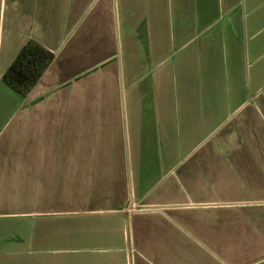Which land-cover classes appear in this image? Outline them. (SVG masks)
<instances>
[{"label": "crops", "instance_id": "crops-1", "mask_svg": "<svg viewBox=\"0 0 264 264\" xmlns=\"http://www.w3.org/2000/svg\"><path fill=\"white\" fill-rule=\"evenodd\" d=\"M0 264H264V0H0Z\"/></svg>", "mask_w": 264, "mask_h": 264}, {"label": "trees", "instance_id": "trees-1", "mask_svg": "<svg viewBox=\"0 0 264 264\" xmlns=\"http://www.w3.org/2000/svg\"><path fill=\"white\" fill-rule=\"evenodd\" d=\"M54 52L42 44L28 42L4 74L6 82L18 91L29 92L54 59Z\"/></svg>", "mask_w": 264, "mask_h": 264}]
</instances>
